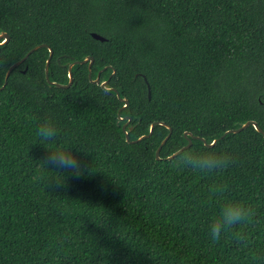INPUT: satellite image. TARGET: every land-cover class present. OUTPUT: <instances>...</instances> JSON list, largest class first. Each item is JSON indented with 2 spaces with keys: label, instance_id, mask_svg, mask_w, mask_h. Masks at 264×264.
<instances>
[{
  "label": "trees",
  "instance_id": "16d2710c",
  "mask_svg": "<svg viewBox=\"0 0 264 264\" xmlns=\"http://www.w3.org/2000/svg\"><path fill=\"white\" fill-rule=\"evenodd\" d=\"M1 32L0 264H264V135L221 138L264 130V0H0ZM88 56L100 83L89 63L52 83ZM49 116L82 168L62 185L36 134ZM198 150L230 163L177 164ZM225 198L252 215L213 242Z\"/></svg>",
  "mask_w": 264,
  "mask_h": 264
},
{
  "label": "clouds",
  "instance_id": "9594fccd",
  "mask_svg": "<svg viewBox=\"0 0 264 264\" xmlns=\"http://www.w3.org/2000/svg\"><path fill=\"white\" fill-rule=\"evenodd\" d=\"M57 132L55 121L50 116L42 119L36 130L39 142L46 145L48 149V155L43 160V164L53 173L52 181L62 185L65 174L78 177L82 168L74 154V149L77 147L67 141L57 142ZM229 163V157L223 151L207 150L183 152L177 161L179 165L205 174L218 168H225ZM251 215V209L242 201L225 198L220 202L216 215L211 217L205 225L206 234L213 242L217 241L222 233H227L234 226L247 222ZM236 235L239 236V233Z\"/></svg>",
  "mask_w": 264,
  "mask_h": 264
},
{
  "label": "water",
  "instance_id": "95a60500",
  "mask_svg": "<svg viewBox=\"0 0 264 264\" xmlns=\"http://www.w3.org/2000/svg\"><path fill=\"white\" fill-rule=\"evenodd\" d=\"M92 36H93L95 39H98V40H101V41H105V40H106V38H105L104 36H102V35H100V34H98V33H95V32L92 33ZM0 39L3 40L2 42H0V44H2V43H4V42H7V41L10 39V35H9V33H7V32H1V33H0ZM44 46H48V45H47V44H39V45L33 47V48H32V49H31V50H30V51H29V52H28V53H27V54H26L21 60L15 62V63L9 68V70H8V72H7V74H6V80H5V84H4V86L7 84L8 77L10 76L12 70H13L15 67H17L19 64L25 62V61L28 59V57L30 56V54H31L32 52H34L35 50H37V49H39V48H41V47H44ZM52 56H53V50L50 48V56H49V58H48V60H47L46 69H45V71H46V77H47L48 81H50V80H49V65H50V62H51ZM93 62H94V57H92V56H88V57H86V58H85L84 60H82V61H75V62H73V63L70 64V66H69V76H70V81H69V83H68V84H60V83H56V82H52V83H54L56 86H59V87H69V86H71L72 83H73L72 66H73L74 64H76V63H89V69H90V70H89V77H90L91 81H92V82H96V83H100V81H101V79H100V73L98 74V76H97L96 79H92L91 67H92ZM101 84H102V86H105V85H106V82H102ZM4 86H3V87H4ZM3 87H2V88H3ZM109 89H114V88H111V87H110ZM150 93H151V92H150V89H149V97H150ZM124 100L127 101L126 99H124ZM155 124H156V123H153V124H152L150 133H149L148 135H144V136H142L140 139H142V138H144V137H146V136H150V135L153 133V130H154V126H155ZM126 125H127V124H126ZM126 125L123 126L124 129H126ZM249 125H253V126L259 131V132H261V133L264 135V130L259 126V124H258L256 121H254V120H250V121L244 123V124H243L241 127H239V128H234V129L227 130V131L222 135L221 138H223V137H224L225 135H227L228 133H236V132H240V131H242L243 129H245L246 127H248ZM126 134H127V139L129 140V134H128V131H126ZM185 134H186V135H189L190 133H189V132H186ZM170 135H171V132L169 133V135L163 140V142H162L161 145L159 146V148H158V150H157V153H156L157 158L160 159V150H161V148L163 147V145L166 143V141L168 140V138L170 137ZM198 138L202 139V140L205 142V144H208V145H210V146L214 145V144L218 141V139H215L212 143H207L206 139H204V138H202V137H198ZM192 143H193L192 139L189 138V142H188V144H187L186 146H184L183 148H181L180 150H178L177 152H175L173 155L169 156L168 158L171 159V158L175 157L176 155L182 153V151H183L184 149L190 147V146L192 145Z\"/></svg>",
  "mask_w": 264,
  "mask_h": 264
}]
</instances>
